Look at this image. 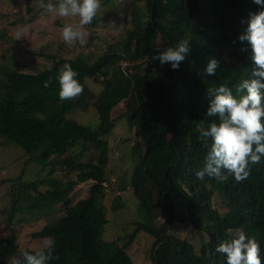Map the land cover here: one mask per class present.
<instances>
[{
	"label": "trees",
	"instance_id": "trees-1",
	"mask_svg": "<svg viewBox=\"0 0 264 264\" xmlns=\"http://www.w3.org/2000/svg\"><path fill=\"white\" fill-rule=\"evenodd\" d=\"M261 10L252 0H132V11L124 21L126 30L96 60L89 62L83 54L73 59L47 55L49 66L36 73L0 66L3 145L21 148L44 170L50 169L44 179L18 181L12 188H46L29 196L31 213L45 215L58 205L65 212L53 225L32 234L34 239L51 236L55 240L54 255L59 259L49 264H131L126 249L141 231L153 238L150 264H226V257L215 249L226 239L227 228L241 229L256 239L264 264V157L239 183L231 175L226 182L195 176L211 146L197 122L217 120L205 115L212 98L208 90L224 85L238 97L236 87L252 78L251 46L238 37L247 28L249 13ZM98 24L96 17L87 26L90 41L97 40L93 34ZM181 40H189L191 50L179 70L152 59ZM211 58L220 67L215 76H206L204 69ZM65 63L79 73L84 86L83 94L72 101H61L58 96L56 76ZM49 77L52 82L45 88L43 82ZM94 99L96 105H90ZM123 102L125 113L119 118L133 135L127 143L135 155L131 190L144 215L161 218V222L157 226L135 223L129 235L106 242L102 237L108 222L105 186L110 185L107 137L119 119L113 117V110ZM77 111L89 113V119L78 122L73 114ZM87 147L97 152L95 160L80 161L82 155L76 154L61 158L70 149ZM55 166L75 178L54 177ZM88 182V197L73 204L74 187ZM16 203L12 212L18 210ZM184 220L197 232L199 248L193 239L171 235ZM20 251L15 236L1 239L0 264Z\"/></svg>",
	"mask_w": 264,
	"mask_h": 264
},
{
	"label": "rangeland",
	"instance_id": "rangeland-1",
	"mask_svg": "<svg viewBox=\"0 0 264 264\" xmlns=\"http://www.w3.org/2000/svg\"><path fill=\"white\" fill-rule=\"evenodd\" d=\"M102 5L101 12L97 15L99 24L93 34L97 40L90 41L87 36L86 43L83 45L80 43L67 45L63 42L59 30L65 23H76L78 18H56L53 15H42L37 0L31 3H27L26 0H0V66H8L24 73H36L49 66L47 55L73 59L83 54L88 57L89 62L96 60L109 45L121 38L123 31L126 30L124 24L126 15L132 11V0H102ZM136 5L141 7V3ZM113 23L114 28L111 25ZM23 25H30V32L25 37L16 40V32ZM125 67L126 65L123 64L122 68ZM144 69L142 68L139 72H144ZM141 73L136 75L141 76ZM90 95L94 94L90 93ZM96 100H92L90 105L95 106ZM124 106L125 102L113 110L114 118H119L125 113ZM73 114L78 122H86L90 116L89 113L78 111ZM130 138L133 140V135L126 128L125 120L119 118L112 134L107 137L109 162L106 168V178L110 185L105 186L106 195L103 205L106 207L104 211L108 222L102 237L106 242L116 240L118 236L129 235L135 223L157 226L161 222V218L146 217L139 209L138 201L132 193L135 155L132 145L130 142L127 143ZM3 143L4 140L0 138V181H4L0 184V240L15 236L19 250L36 251L42 246L43 239H34L32 234L39 232L46 225H53L65 215V212L60 211L61 205L55 206L52 212L45 215L40 212L31 213L27 209L29 196L35 197L38 191L44 192L46 188L39 186L36 191L19 190L16 185L13 189V185L18 181L42 180L50 169L47 167L44 170L41 165L32 161L31 155L26 154L21 148L9 143L3 145ZM73 154L82 155L80 161L95 160L97 156L95 150L87 147L86 149H70L61 158ZM54 171V177L63 180L75 178V174H66L65 169L59 166H55ZM89 187V182L74 187L70 197L72 203L88 197ZM17 188L19 195L18 192L15 193ZM14 200L17 202L16 209L18 210L12 212L11 207ZM217 206L218 201L215 199L214 207ZM36 217L38 220L32 219ZM170 233L180 239L188 241L193 239L199 248L198 234L189 227L187 221L176 224ZM152 243L151 236L143 231L139 232L131 246L126 249L125 254L129 262L150 264ZM120 245L122 243L118 244ZM12 258L6 260L4 264H11Z\"/></svg>",
	"mask_w": 264,
	"mask_h": 264
},
{
	"label": "clouds",
	"instance_id": "clouds-1",
	"mask_svg": "<svg viewBox=\"0 0 264 264\" xmlns=\"http://www.w3.org/2000/svg\"><path fill=\"white\" fill-rule=\"evenodd\" d=\"M252 2L264 8V0ZM37 5L42 15L78 18L76 23H65L59 30L67 45L86 43L89 35L87 26L92 24L103 7L102 0H37ZM246 23L247 28L238 40L247 41L251 46V60L255 69L251 73L252 78L242 80L236 87V92L240 94L238 97L224 85L208 90L212 98L205 115L217 120L197 122L201 135L211 140L204 166L195 173L199 180L208 177L226 182L231 175L237 183L242 182L250 176L251 166L259 164L264 157V10L249 13ZM111 25L115 27L114 23ZM30 28V25L21 26L16 32V40L25 37ZM190 50V41L181 40L175 47L158 51L152 59L159 61L160 65L169 64L172 70H179ZM219 67V61L211 58L204 75L215 76ZM78 76L79 73L69 63L58 69L56 80L61 101H72L83 94L84 86ZM52 79L49 77L43 86L48 88ZM225 237L215 250L226 257V264H262L261 248L256 239L249 238L245 231L238 228H227ZM54 251L55 240L46 236L39 249L34 252L20 251L18 256L12 258L11 264H49L53 259H59Z\"/></svg>",
	"mask_w": 264,
	"mask_h": 264
}]
</instances>
